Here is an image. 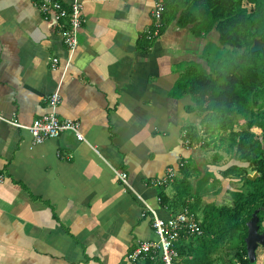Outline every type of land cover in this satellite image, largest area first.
Instances as JSON below:
<instances>
[{"label": "crops", "instance_id": "1", "mask_svg": "<svg viewBox=\"0 0 264 264\" xmlns=\"http://www.w3.org/2000/svg\"><path fill=\"white\" fill-rule=\"evenodd\" d=\"M60 1L81 2L85 19L71 57L40 0H0V264H132L137 242L157 239L144 206L172 216L159 193L183 197L184 176L204 161L202 117L173 91L188 66L207 68L206 55L185 47L191 25L146 38L153 0ZM211 32L195 39L205 46ZM47 113L77 122L83 139L65 131L36 143L15 125ZM207 169L222 187L229 179Z\"/></svg>", "mask_w": 264, "mask_h": 264}, {"label": "trees", "instance_id": "2", "mask_svg": "<svg viewBox=\"0 0 264 264\" xmlns=\"http://www.w3.org/2000/svg\"><path fill=\"white\" fill-rule=\"evenodd\" d=\"M162 2L164 25L172 21L179 27L191 25L193 30L197 29L193 31L197 35L203 30L205 33L212 29L216 31L215 52L204 58L207 68L188 66L175 86L173 96L190 94L194 106L186 110L202 116V123H207L205 133L214 129L229 131L226 152L232 159L242 162L239 163L242 166L230 163L221 172L223 177L233 176L241 182L238 189L230 191V204L211 205L204 212L207 221L201 222L203 233L200 236L183 234L174 243L180 259L178 264H252L246 254L244 239L246 222L257 208L259 229L264 231V51L252 52L250 47L255 38L264 41V0ZM239 119H243L240 124ZM236 126L239 129L235 131ZM253 127L261 130L259 135ZM192 135L199 140V134L189 130L187 136L192 138ZM252 172L258 173L254 180L246 177ZM184 178L182 181H187V177ZM159 199L163 206L174 212L173 215L181 211V206L192 211L186 196L169 200L162 191ZM187 237H190L189 241ZM158 260L146 257L136 264H161Z\"/></svg>", "mask_w": 264, "mask_h": 264}, {"label": "built area", "instance_id": "3", "mask_svg": "<svg viewBox=\"0 0 264 264\" xmlns=\"http://www.w3.org/2000/svg\"><path fill=\"white\" fill-rule=\"evenodd\" d=\"M165 6L162 0H153L151 10V28L145 33L147 39L158 37L163 28L162 14ZM39 12L44 17H49L54 28L60 31L61 39L69 54H72L77 47L78 32L85 19L82 15L81 2L74 1L65 7L60 0H40ZM57 58L53 59L52 67L55 68ZM58 102V93L55 91L50 97V105L55 107ZM15 125L27 128L36 143L42 142L45 138H55L65 131H72L75 136L82 140L83 136L79 131V125L74 120H60L53 113L43 114L35 118L30 125L15 123ZM173 172L169 171L161 182L172 180ZM121 181L127 184V175L119 172ZM144 215L148 213L151 218V226L157 236L156 240L139 241L133 249L127 253L126 260L132 264L141 257L149 256L151 259L158 257L162 264H177L178 252L174 243L183 235H197L203 233L201 221L198 220L187 206L181 211L167 218L160 217L151 207L145 205Z\"/></svg>", "mask_w": 264, "mask_h": 264}, {"label": "rangeland", "instance_id": "4", "mask_svg": "<svg viewBox=\"0 0 264 264\" xmlns=\"http://www.w3.org/2000/svg\"><path fill=\"white\" fill-rule=\"evenodd\" d=\"M246 4V3H245ZM193 31H197V29L193 30ZM205 30L201 31V34L205 33ZM190 33V32H189ZM213 34H208V35H204L202 38L203 40H210L211 36H212V42H216L217 40V33L215 32H211ZM191 35V34H190ZM192 36H196V37H189L187 40V43L185 41V47H187V44L189 47H193V49H196V51H199L200 49H202L201 51L207 56L208 53L215 52V47L214 44L210 43V41L204 44V41L201 42V40L199 39H195V38H199L200 35L197 34H192ZM199 36V37H198ZM217 44V43H215ZM203 45V46H202ZM200 51V52H201ZM188 65H184L182 68L187 67ZM197 66V65H196ZM200 115V114H198ZM200 117H202L200 115ZM241 118V117H240ZM243 119H239L238 123H242ZM207 123L204 122L201 124V127L204 128V126ZM216 128H219L218 126H213ZM239 127H235L234 130H238ZM252 130L259 135L261 130L257 127H253ZM206 135V137H208V139L204 140L205 143L208 144L207 148H199L201 155L204 158V161L201 162L200 164V168L199 171L198 169L194 171L193 173V178L190 175L188 178V181L184 182V186L186 187V192H183L181 196H185V194H188L189 196H191L194 200H196L195 202H191V209L193 214L195 213L196 217L198 220H200L201 222L207 221L204 218L205 215V210H209L211 205H220V204H230L231 202V190H235L238 189L241 186V182L238 180V178H234L233 176L228 177L229 179H222L221 182H224V186L222 187V185H220L218 183V181L216 180V176L215 174H212L209 172V170L207 169V167H220L222 169H224L226 166L231 165V164H237L239 166H242L239 163L242 162H238L237 160H234L230 157V155L228 154V152H226V141L230 140L228 139L229 136V131H223L221 129H214V131L209 132L204 134ZM217 145V146H216ZM215 159V160H214ZM233 162V163H232ZM231 163V164H230ZM246 165V164H245ZM205 173V174H204ZM249 173L246 175V177L248 178V176L250 174ZM178 176H180L178 174ZM190 177L192 179H190ZM220 182V181H219ZM194 184H196V187L194 186ZM170 186H172V184H170ZM197 189V190H196ZM212 207V206H211ZM179 210V209H178ZM177 210V211H178ZM210 215V214H209ZM208 215V216H209ZM205 224V222H204ZM262 228H264V222L262 224ZM262 246H259L256 250L257 252V258L258 260V264H264V248H260ZM257 261V260H256ZM256 261L252 264H257Z\"/></svg>", "mask_w": 264, "mask_h": 264}, {"label": "water", "instance_id": "5", "mask_svg": "<svg viewBox=\"0 0 264 264\" xmlns=\"http://www.w3.org/2000/svg\"><path fill=\"white\" fill-rule=\"evenodd\" d=\"M252 52L255 51H264V41L260 38H255L253 40L252 46L250 47ZM257 172L250 174L249 179L254 180L257 176ZM259 208L255 209L252 212L251 217L246 222L247 234L244 239L246 245V254L251 263L256 259V249L259 245L264 246V231H260L258 221L259 217L257 215Z\"/></svg>", "mask_w": 264, "mask_h": 264}, {"label": "bare ground", "instance_id": "6", "mask_svg": "<svg viewBox=\"0 0 264 264\" xmlns=\"http://www.w3.org/2000/svg\"><path fill=\"white\" fill-rule=\"evenodd\" d=\"M73 54V53H72ZM72 54H69V57H71L72 56Z\"/></svg>", "mask_w": 264, "mask_h": 264}]
</instances>
